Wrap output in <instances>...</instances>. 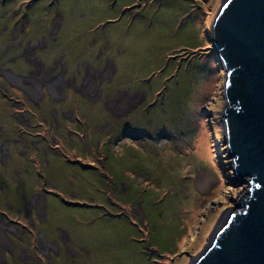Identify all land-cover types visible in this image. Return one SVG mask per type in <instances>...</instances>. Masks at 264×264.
<instances>
[{
    "label": "rangeland",
    "instance_id": "1",
    "mask_svg": "<svg viewBox=\"0 0 264 264\" xmlns=\"http://www.w3.org/2000/svg\"><path fill=\"white\" fill-rule=\"evenodd\" d=\"M3 2L0 25H9V35L22 15L35 30L58 19L60 46L105 66L96 79L104 101L81 100L86 109L70 124L77 134L86 130L85 137L97 125L86 148L75 143L85 157L73 154L68 164L48 156L43 165L22 166L14 151L15 161L0 175L1 194L12 199L7 204L18 207L14 201L28 196L26 183L34 178L36 191L50 188L65 201L49 199V223L77 236L83 230L84 241L81 233L74 237L89 245V264H189L246 186L233 178L219 125L224 71L210 28L222 0ZM18 12L22 18L13 20ZM92 148L101 150L99 160L88 157ZM203 173L212 180L200 187ZM60 174L63 184L52 178ZM48 176L53 184L45 186L40 179Z\"/></svg>",
    "mask_w": 264,
    "mask_h": 264
},
{
    "label": "flooded vegetation",
    "instance_id": "2",
    "mask_svg": "<svg viewBox=\"0 0 264 264\" xmlns=\"http://www.w3.org/2000/svg\"><path fill=\"white\" fill-rule=\"evenodd\" d=\"M3 3H0L2 9L6 2ZM0 13L1 22L4 18ZM20 16L19 12L14 14L13 20L23 18L20 24H16L12 35H9V25H0V175L15 161L14 151L23 162L20 164L22 166L36 164V161L43 165L48 156L68 164L71 163L69 156L73 154L80 152L85 157L86 153L79 151L80 147L75 143L86 148L87 139L93 134L96 139L98 135L97 125L94 128L91 126L88 129L91 135L85 137L83 135L86 130L77 134L75 129L70 128V124L75 125L80 119V109H86L81 100L87 97L94 103L104 101L96 79L100 78L101 69H105V66L98 67L95 59H92V64L86 63V58L74 55L65 46H60L65 41L61 21L56 19L47 25L40 24L35 30L31 19ZM61 28L62 33H59ZM9 43L10 46L7 47ZM107 102L111 101H105ZM91 112L94 115L95 112ZM81 128H84L83 124ZM66 145L77 148V152L70 154L68 148H59ZM89 146L91 149V144ZM92 150L88 157H97L99 160L101 150ZM76 165L79 168L90 167L84 163L79 164L78 161ZM27 169L30 172V168ZM90 169L95 171L94 167ZM47 172L50 173L48 169ZM63 172L58 170L56 173ZM49 176L40 179L45 186L52 185L53 179L63 184L67 178L64 174L55 175L53 179ZM35 182L33 178L26 183L29 194L26 198L22 196V200L14 201L18 207L8 205L7 200L12 199L7 193L0 192V234L3 233L5 237L2 248L0 240V262L89 264L92 260L91 252L86 248L89 245L85 246L86 244L82 245L77 241L80 233L84 241L83 230L77 236L49 223L48 202L50 198L58 196L50 188L47 190L51 193H39ZM57 199L65 202L59 197ZM25 212L33 216L24 217ZM18 218L25 220L26 224L19 227L15 224Z\"/></svg>",
    "mask_w": 264,
    "mask_h": 264
},
{
    "label": "water",
    "instance_id": "3",
    "mask_svg": "<svg viewBox=\"0 0 264 264\" xmlns=\"http://www.w3.org/2000/svg\"><path fill=\"white\" fill-rule=\"evenodd\" d=\"M210 36L224 71L221 135L246 186L189 264H264V0H222Z\"/></svg>",
    "mask_w": 264,
    "mask_h": 264
},
{
    "label": "bare ground",
    "instance_id": "4",
    "mask_svg": "<svg viewBox=\"0 0 264 264\" xmlns=\"http://www.w3.org/2000/svg\"><path fill=\"white\" fill-rule=\"evenodd\" d=\"M212 180V178L210 177V175H208L207 173H203V174H200L199 175V177H198V180H197V183H198V185L200 186V187H205L208 183H209V181H211ZM237 181H240V180H237ZM211 184V183H210ZM241 184V183H240ZM239 195H240V193H239ZM4 234L3 233H1L0 234V240H1V248H2V246H3V241H4Z\"/></svg>",
    "mask_w": 264,
    "mask_h": 264
}]
</instances>
